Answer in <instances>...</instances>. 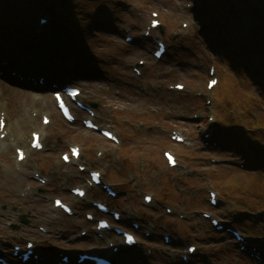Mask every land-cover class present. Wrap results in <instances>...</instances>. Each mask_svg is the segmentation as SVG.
I'll return each instance as SVG.
<instances>
[{
	"label": "rangeland",
	"instance_id": "1",
	"mask_svg": "<svg viewBox=\"0 0 264 264\" xmlns=\"http://www.w3.org/2000/svg\"><path fill=\"white\" fill-rule=\"evenodd\" d=\"M66 1L46 0L41 7V0H0V62H9L1 70L4 78L0 75V114L13 134L28 140L29 131L38 130L45 144L42 151L31 150L25 162L16 163L13 146L0 143L1 249L8 251L16 244L24 248L30 240L48 264H54L60 258L56 249L67 251L74 261L79 251L110 252L106 243L111 241L119 246L114 257L121 264H183L187 245H194L196 251L186 264H264V158H258V153L257 158L248 157L250 151L236 145L243 139L257 148L252 136L264 124V96L210 45V33L203 31L200 21L203 0H77L66 9L72 18L69 28L63 16ZM151 12L157 13L160 31L153 29L144 37ZM39 14L47 24H38ZM20 16L22 31L10 33L14 30L9 31L13 26L8 24ZM32 26L39 32L33 34ZM38 34L41 38L34 42ZM126 35L133 42H125ZM157 39L167 48L161 60L153 59L146 49L154 48ZM31 40L34 43L29 44ZM3 45L8 48L2 49ZM33 54L34 58L29 57ZM138 60L145 63L140 69L143 75L130 78ZM24 64L45 75L42 86L27 87L9 76L14 69L28 75L20 68ZM211 65L218 84L208 90L205 83ZM52 82L80 87L81 100L95 105L98 126L115 132L120 145L83 128L79 119L65 122L51 98ZM174 83L184 84V90L172 89ZM136 85L139 92L133 89ZM210 98L207 105L205 100ZM40 114H46L51 123L42 125ZM77 114L87 116L82 111ZM194 115L198 117L193 119ZM211 131L205 139L203 135ZM172 132L181 134L184 141L174 142ZM235 137L237 141L232 142ZM72 144L81 147V158L75 164H62L59 154ZM165 149L174 153L177 166H167ZM77 164L99 170L103 182L112 184L118 195L108 199L97 186L83 200L72 198L68 188L81 186L87 177ZM35 171L49 183L32 182ZM27 184L33 186V195L20 198L18 191ZM208 190L216 193L215 207L208 203ZM144 193L153 197L150 204L143 202ZM52 197L69 203L74 215L60 210L50 214L47 199ZM96 200L122 213L123 220L116 225L126 228L127 218L140 224L135 232L139 246L126 247L111 231L102 232L105 239L96 236L94 222L84 218V213L94 212L90 201ZM202 212L238 230L246 238L247 249L240 251L241 244L211 227ZM21 215L25 224L17 218ZM39 227L48 232L42 233ZM145 230L150 237H143ZM80 231L87 235L80 236ZM162 235L172 241L164 243ZM252 247L261 252L257 259L250 256Z\"/></svg>",
	"mask_w": 264,
	"mask_h": 264
},
{
	"label": "trees",
	"instance_id": "2",
	"mask_svg": "<svg viewBox=\"0 0 264 264\" xmlns=\"http://www.w3.org/2000/svg\"><path fill=\"white\" fill-rule=\"evenodd\" d=\"M45 1L42 0L38 6H44ZM74 1L77 0L64 2L63 16L67 28L72 18L66 9ZM94 11L93 15L97 14ZM200 15L207 25L213 49L219 52L222 59L229 60L234 70L243 73L250 80L249 84H253L264 96V0H203ZM254 132L252 138L256 143L253 147L257 148H252L249 141L243 139L236 145H243L250 151L248 157L257 158L258 153V158H264V124L255 128Z\"/></svg>",
	"mask_w": 264,
	"mask_h": 264
},
{
	"label": "bare ground",
	"instance_id": "3",
	"mask_svg": "<svg viewBox=\"0 0 264 264\" xmlns=\"http://www.w3.org/2000/svg\"><path fill=\"white\" fill-rule=\"evenodd\" d=\"M31 31L34 32V31H35V27L32 26ZM217 84H218V81H216V84H215L214 86H212L211 89H213ZM182 89H183V88H182ZM79 95H80V94H79ZM0 107H1V104H0ZM3 130L6 131V136L8 137L7 139H4V140H10V141H12L11 143H13V144L16 143V142H18L19 140H20L22 143L25 142V140L21 139L22 137L19 139V137H17L18 135H15L14 138H11V136H12V133H11V132H12V131L9 130V126H7V124H6V126L4 127ZM0 143L4 144L5 141L0 140ZM16 147H18V146H16ZM22 161L24 162V161H26V159L23 158ZM84 263H85V262H84ZM84 263H83V264H84ZM39 264H41V263H39Z\"/></svg>",
	"mask_w": 264,
	"mask_h": 264
},
{
	"label": "water",
	"instance_id": "4",
	"mask_svg": "<svg viewBox=\"0 0 264 264\" xmlns=\"http://www.w3.org/2000/svg\"><path fill=\"white\" fill-rule=\"evenodd\" d=\"M22 222H24L23 219H22Z\"/></svg>",
	"mask_w": 264,
	"mask_h": 264
},
{
	"label": "snow or ice",
	"instance_id": "5",
	"mask_svg": "<svg viewBox=\"0 0 264 264\" xmlns=\"http://www.w3.org/2000/svg\"><path fill=\"white\" fill-rule=\"evenodd\" d=\"M38 146V145H37Z\"/></svg>",
	"mask_w": 264,
	"mask_h": 264
}]
</instances>
